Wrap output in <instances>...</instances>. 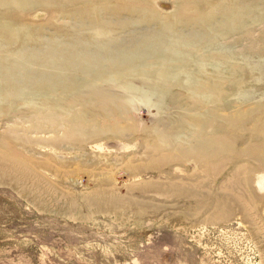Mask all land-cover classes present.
I'll return each instance as SVG.
<instances>
[{"label": "rangeland", "instance_id": "374dc122", "mask_svg": "<svg viewBox=\"0 0 264 264\" xmlns=\"http://www.w3.org/2000/svg\"><path fill=\"white\" fill-rule=\"evenodd\" d=\"M131 2L0 0V264H264V0ZM110 39L148 74L90 60Z\"/></svg>", "mask_w": 264, "mask_h": 264}, {"label": "bare ground", "instance_id": "6f19581e", "mask_svg": "<svg viewBox=\"0 0 264 264\" xmlns=\"http://www.w3.org/2000/svg\"><path fill=\"white\" fill-rule=\"evenodd\" d=\"M122 1V0H121ZM227 1V0H226ZM118 2V1H117ZM125 2V1H124ZM134 2V1H133ZM138 2V1H137ZM140 2V1H139ZM146 2V1H145ZM156 2V1H155ZM200 2V1H199ZM203 2V1H202ZM229 2V1H228ZM227 2V6H228V3ZM235 2V1H234ZM122 3V2H121ZM132 2H131V0H130V4H131ZM141 3V2H140ZM140 3H139V5H140ZM158 3V2H157ZM207 3V2H206ZM215 3V2H214ZM125 4V3H124ZM134 4V3H133ZM135 4H137V3H135ZM142 4V3H141ZM149 4V3H148ZM193 4V3H192ZM236 4H238V3H236ZM248 4V3H247ZM246 4V6H248ZM75 5V4H74ZM99 5V4H98ZM120 5V4H119ZM129 5V4H128ZM127 5V6H128ZM145 5V4H144ZM150 5H151V2H150ZM159 5V4H158ZM181 5H183V4H181ZM211 5V4H210ZM239 5V4H238ZM153 6H155L154 4H153ZM192 5L190 4V7H191ZM208 6V5H207ZM206 6V7H207ZM213 6H214V4H213ZM243 6V5H242ZM119 7H121V6H119ZM181 7V6H180ZM184 7H186V6H184ZM205 7V8H206ZM229 7V6H228ZM236 7V6H235ZM239 7V6H238ZM249 7V6H248ZM153 8V7H152ZM182 8H183V6H182ZM203 8V7H202ZM201 8V9H202ZM227 8V7H226ZM241 8V7H240ZM155 9V8H154ZM174 9H176V8H174ZM229 9V8H228ZM231 9V8H230ZM249 9V8H248ZM123 11V10H122ZM175 11H178V10H175ZM197 11V10H196ZM202 11V10H201ZM179 12H180V10H179ZM203 12H205V11H203ZM129 13V12H128ZM186 13V12H185ZM239 13V12H238ZM241 13H242V11H241ZM133 14V13H132ZM131 14V15H132ZM176 14H177V12H176ZM193 14V13H192ZM240 14V13H239ZM244 14V13H243ZM242 14V15H243ZM108 15V14H107ZM113 15V14H112ZM118 15V14H117ZM175 15V14H174ZM234 15V14H233ZM246 15V14H245ZM115 16V15H114ZM121 16V15H120ZM147 16V15H146ZM178 16V15H177ZM74 17V16H73ZM112 17V16H111ZM119 17V16H118ZM124 16H122V18H123ZM148 17V16H147ZM187 17V16H186ZM205 17V16H204ZM213 17V16H212ZM227 17V16H226ZM81 18H83V17H81ZM87 18H90V17H87ZM87 18H85V19H87ZM107 18V17H106ZM120 18V17H119ZM136 18V17H135ZM144 18V17H143ZM175 18V17H174ZM189 18V17H188ZM202 18H203V16H202ZM211 18V17H210ZM62 19V18H61ZM72 19V18H71ZM79 19V18H78ZM97 19H98V17H97ZM110 19V18H109ZM113 19V18H112ZM115 19V18H114ZM113 19V20H114ZM131 19V18H130ZM133 19V18H132ZM171 19V18H170ZM187 19V18H186ZM108 20V19H107ZM138 20H140V19H138ZM202 20V19H201ZM204 20V19H203ZM214 20V19H213ZM74 21V20H73ZM98 21V20H97ZM129 21V20H128ZM131 22H133L132 20H130ZM129 21V22H130ZM220 21H222V20H220ZM232 21V20H231ZM82 22V21H81ZM106 22V21H105ZM112 22V21H111ZM136 22V21H135ZM164 22V21H163ZM166 22H168L167 20H166ZM172 22V21H171ZM203 22H205V20L203 21ZM242 22V21H241ZM77 23H79L78 21H77ZM88 23V22H87ZM228 23V22H227ZM243 23V22H242ZM106 24H109V23H106ZM127 23H125V25H126ZM128 24H130V23H128ZM171 24V23H170ZM174 24V23H173ZM175 24H176V22H175ZM238 23H236L235 25H237ZM245 24V23H244ZM80 25V24H79ZM82 25V24H81ZM85 25V24H84ZM98 25V24H97ZM113 25V24H112ZM165 25V24H164ZM163 25V26H164ZM216 25V24H215ZM218 25V24H217ZM216 25V26H217ZM231 25V24H230ZM73 26V25H72ZM83 26V25H82ZM119 26V25H118ZM220 26H222L221 24H220ZM225 26V25H224ZM98 27V26H97ZM122 27H123V25H122ZM182 27V26H181ZM212 27V26H211ZM211 27H210V30H211ZM214 27V26H213ZM232 27V26H231ZM233 27H235V26H233ZM242 27V26H241ZM165 28V27H164ZM209 28V27H208ZM216 28V27H215ZM218 28V27H217ZM228 28V27H227ZM69 29V28H68ZM100 29V28H99ZM102 29V28H101ZM118 29V28H117ZM156 29V28H155ZM204 29H205V27H204ZM223 29V28H222ZM221 29V30H222ZM67 30V29H66ZM135 30V29H134ZM149 30V29H148ZM158 30V29H157ZM157 30L155 31V32H157ZM181 30H182V28H181ZM194 30V29H193ZM96 31V30H95ZM111 31V30H110ZM154 31V30H153ZM166 31H167V29H166ZM165 31V32H166ZM180 31V30H179ZM197 31V30H196ZM204 31V30H203ZM213 31L214 32H217L216 30H214V28H213ZM219 31H220V29H219ZM68 32V31H67ZM103 32V31H102ZM137 32H139V31H137ZM142 32V31H141ZM160 32V31H159ZM162 32V31H161ZM176 32H177V30H176ZM187 32V31H186ZM201 32H202V30H201ZM212 32V31H211ZM224 32V31H223ZM99 33V32H98ZM104 33H106V32H104ZM150 33V32H149ZM149 33H147L146 32V35L148 36V34ZM200 33V32H199ZM205 33V32H204ZM204 33H202V34H204ZM209 33V32H208ZM207 33V34H208ZM222 33V32H221ZM226 33H227V31H226ZM79 34V33H78ZM121 34H123V33H121ZM121 34H119V35H121ZM135 34V33H134ZM137 34H139V33H137ZM143 34V33H142ZM165 34V33H164ZM164 34L162 35V36H164ZM170 34H172V33H170ZM182 34V33H181ZM198 34V33H197ZM71 35V34H70ZM123 35H126V34H123ZM160 35V34H159ZM186 35V34H185ZM184 35V36H185ZM214 35V34H213ZM225 35V34H224ZM227 35V34H226ZM230 35V34H229ZM228 35V36H229ZM155 36V35H154ZM173 36V35H172ZM187 36V35H186ZM39 37V36H38ZM80 37V36H79ZM121 37V36H120ZM123 37V36H122ZM122 37H121V39H122ZM125 37V36H124ZM132 37V36H131ZM149 37V36H148ZM151 37V36H150ZM157 37H158V34H157ZM174 37V36H173ZM188 37V36H187ZM186 37V38H187ZM200 37V36H199ZM216 37V36H215ZM55 38V37H54ZM83 38V37H82ZM109 38V37H108ZM134 38V37H133ZM139 38V37H138ZM145 38V37H144ZM153 38V37H152ZM190 38H192V37H190ZM207 38V37H206ZM214 38V37H213ZM59 39V38H58ZM57 39V40H58ZM67 39V38H66ZM92 39V38H91ZM93 39H94V37H93ZM112 39H114V38H112ZM121 39H119V40H121ZM143 39V38H142ZM146 39H148V38H146ZM150 39V38H149ZM154 39V38H153ZM158 39H159V37H158ZM195 39V38H194ZM205 39V38H204ZM210 40H211V38H209ZM217 39V38H216ZM56 40V39H55ZM56 40V41H57ZM82 40V39H81ZM119 40H118V42H119ZM123 40H125V38L123 39ZM127 40V39H126ZM185 40V39H184ZM190 40H192V39H190ZM65 41V40H64ZM106 41V40H105ZM173 41V40H172ZM200 41V40H199ZM212 41V40H211ZM58 42V41H57ZM60 42V41H59ZM63 42V41H62ZM62 42H61V44H62ZM69 43L68 44H70L71 42L70 41H68ZM76 42V41H75ZM124 42V41H123ZM152 42V41H151ZM154 42V41H153ZM162 42V41H161ZM160 42V43H161ZM180 42V41H179ZM196 42V41H195ZM203 42V41H202ZM74 42H72V44H73ZM103 43V42H102ZM116 43V42H115ZM141 43H143V42H141ZM160 43H159V45H160ZM162 43H164V42H162ZM214 43H215V41H214ZM60 44V45H61ZM145 44L146 45H144V49H141V48H139L138 46H137V44H136V42L134 43H130L129 44V46L127 47V46H125V44H124V47H127L124 51H121V50H119V49H117L116 47H118V46H122L123 45V43H122V45H118V46H116L117 45V43L116 44H114V42L112 43V41H111V39L109 40V41H107V42H105V44L104 45H100V46H98V48L97 49H90V51H88V53L91 55V57H90V60H92L93 61V58L94 57H103V58H105L106 60H109V66H108V68L110 69V70H107V73L109 74V76H111V77H116V75H122V74H124V75H130V76H132V77H136V76H138V75H142V71H143V69H144V72H143V75H147L148 73V71H147V69L148 68H144V66L142 65V61H143V59L144 58H146L148 55L147 54H149V52H147L148 51V49H151L152 48V46L153 45H148L146 42H145ZM165 44H166V42H165ZM204 44V43H203ZM138 45H140L139 43H138ZM158 45V44H157ZM156 45V43H155V47L157 46ZM164 45V44H163ZM195 45H196V43H195ZM207 45V44H206ZM215 45V44H214ZM6 46V45H5ZM72 46V45H71ZM143 46V45H142ZM2 47V46H1ZM4 47V46H3ZM60 47V46H59ZM58 47V48H59ZM181 47V46H180ZM214 47V46H213ZM38 48V47H37ZM116 48V49H115ZM157 48V47H156ZM159 48V47H158ZM167 48V47H166ZM169 49H171V48H169ZM180 49V48H179ZM178 49V50H179ZM202 49V48H201ZM200 49V50H201ZM211 49V48H210ZM28 50V49H27ZM35 50V49H34ZM54 50H56V49H54ZM84 50V49H83ZM154 50V49H153ZM181 50V49H180ZM185 50V49H184ZM195 50H197V49H195ZM199 49H198V51H200ZM213 50V49H212ZM38 51H39V49H38ZM45 51V50H44ZM61 51V50H60ZM67 51V50H66ZM141 51H143V52H141ZM158 51V50H157ZM166 51H168V50H164V52H166ZM172 51V50H171ZM187 51V50H186ZM85 52V51H84ZM83 52V53H84ZM144 52H147V54L146 53H144ZM175 52V51H174ZM178 53H180L179 51H177ZM23 53H24V51H23ZM83 53H82V57H83ZM87 53V52H86ZM136 53H138V55L136 54ZM143 54V57H141V55ZM170 53H172V52H170ZM169 53V54H170ZM176 53V52H175ZM195 53V52H194ZM37 54V53H36ZM71 54H72V52H71ZM76 54V53H75ZM141 54V55H140ZM146 54V55H145ZM155 54V56L158 54V52H156V53H154ZM173 54V53H172ZM188 54V53H187ZM35 55V54H34ZM33 55V56H34ZM88 55V54H87ZM152 55V54H151ZM159 55V54H158ZM175 55V54H174ZM173 55V56H174ZM180 55V54H179ZM185 55V54H184ZM192 55V54H191ZM200 55V54H199ZM202 55V54H201ZM36 56V55H35ZM73 56V55H72ZM176 56H177V54H176ZM186 56V55H185ZM190 56V55H189ZM38 57V56H37ZM81 57V58H82ZM158 57V56H157ZM183 57V56H182ZM187 57V56H186ZM48 58V57H47ZM70 58V57H69ZM73 58V57H72ZM84 58H85V56H84ZM203 58V57H202ZM22 59H24V58H22ZM62 59V58H61ZM78 59V58H77ZM46 60V59H45ZM84 60V59H83ZM89 60V61H90ZM154 60V59H153ZM22 61V60H21ZM44 61V60H43ZM47 61V60H46ZM70 61V60H69ZM148 61H150V60H148ZM148 61H146V62H148ZM187 61V60H186ZM23 62V61H22ZM153 62V61H152ZM151 62V63H152ZM155 62V61H154ZM190 62H192L191 60H190ZM25 63V62H24ZM43 63H46V62H43ZM48 63V62H47ZM52 63V62H51ZM50 63V64H51ZM26 64V63H25ZM80 64V63H79ZM86 64H88L87 62H86ZM90 64V63H89ZM117 64H119V65H129V67H134V68H130V69H128V70H121V69H117L116 70V68L118 67L117 66ZM166 64V63H165ZM191 64V63H190ZM31 65V64H30ZM33 65V64H32ZM55 65V64H54ZM71 65H73V64H71ZM95 64L93 63V66H94ZM98 65V64H97ZM163 65V64H162ZM188 65V64H187ZM25 66V65H24ZM61 66V65H60ZM32 67H35V66H32ZM48 67V66H47ZM75 67V66H74ZM73 67V69H75ZM81 67V66H80ZM96 67H98V66H96ZM152 67V66H151ZM191 67V66H190ZM189 67V68H190ZM38 68H40V67H38ZM71 68V67H70ZM84 68V67H83ZM86 68V67H85ZM107 68V69H108ZM165 68L166 67H162L161 68V70H165ZM178 69H180V68H178ZM177 69V70H178ZM36 70V69H35ZM34 70V71H35ZM50 70H52V69H50ZM97 70V69H96ZM99 70V69H98ZM170 70V69H169ZM172 70V69H171ZM176 70V69H175ZM3 71V70H2ZM10 71V70H9ZM30 71V70H29ZM83 71V70H82ZM99 71H101V70H99ZM174 71V70H173ZM193 71H194V69H193ZM31 72V71H30ZM97 72V71H96ZM161 72V74L160 75H162V77H160L161 79H158L159 80V82H158V85L160 86V87H162V85H163V82L165 81V77L166 76H164V74H165V72H166V70L165 71H160ZM175 72V71H174ZM180 72V71H179ZM33 73V72H32ZM68 73V72H67ZM99 73V72H98ZM169 73V72H168ZM19 74V73H18ZM29 74V73H28ZM39 74V73H38ZM175 74V73H174ZM52 75V74H51ZM105 75V74H104ZM159 75V74H158ZM157 75V76H158ZM171 74L169 73V76H170ZM176 75V74H175ZM178 75V74H177ZM176 75V76H177ZM196 75V74H195ZM37 76V75H36ZM54 76V75H53ZM167 76H168V74H167ZM179 76V75H178ZM159 77V76H158ZM175 77V76H174ZM173 77V75H172V78H174ZM208 77V76H207ZM120 78H122V77H120ZM170 78V77H169ZM187 78V77H186ZM24 79H25V77H24ZM191 79V78H190ZM32 80V79H31ZM176 80V79H175ZM187 80H188V78H187ZM5 82V81H4ZM179 82V81H178ZM181 82V81H180ZM187 82V81H186ZM18 83H19V81H18ZM22 83V82H21ZM99 83V82H98ZM173 83V82H172ZM1 84H2V82H1ZM27 84V83H26ZM137 84V83H136ZM166 84H168V83H166ZM184 84V83H183ZM140 85V84H139ZM175 85V84H174ZM177 85V84H176ZM181 85V84H180ZM206 85V84H205ZM93 86H97V85H93ZM182 86V85H181ZM208 86V85H207ZM220 86V85H219ZM218 86V87H219ZM222 86V85H221ZM109 86H107L106 87V89L108 88ZM92 88V87H91ZM103 88V87H102ZM175 88H176V86H175ZM220 88V87H219ZM12 89V88H11ZM93 89V88H92ZM105 89V90H106ZM155 90H160V89H158L156 86H155V88H154ZM170 89V88H169ZM183 89V88H182ZM188 89V88H187ZM111 90V89H110ZM109 90V91H110ZM162 90H163V88H162ZM176 90V89H175ZM11 91V90H10ZM92 91V90H91ZM91 91H90V95L92 96V97H95V98H98V99H101V101H103V103L104 104H106V101L108 100V99H106V98H102L101 97V95H100V91L99 90H95V91H92V93H91ZM112 91H114V90H112ZM164 91V90H163ZM162 91V92H163ZM15 92V91H14ZM104 92V91H103ZM183 92V91H182ZM17 93H18V91H17ZM87 93H89V92H87ZM127 93V92H126ZM161 93V92H160ZM105 94H106V92H105ZM130 94V93H129ZM107 95V94H106ZM106 95H104V97L106 96ZM131 95V94H130ZM163 95V94H162ZM168 95V94H167ZM39 96V95H38ZM103 96V95H102ZM181 97H182V95H181ZM185 97V96H184ZM215 98V97H214ZM92 99V98H91ZM128 99H130L129 97H128ZM127 100V99H126ZM131 100V99H130ZM135 100H138V99H136V97H135ZM174 100V99H173ZM186 100V99H185ZM120 101V100H119ZM124 101V100H123ZM132 101V100H131ZM133 102H135V101H133ZM194 102V101H193ZM197 102H199V101H197ZM92 103H94L93 101H92ZM101 103V102H100ZM127 103V102H126ZM139 103V102H138ZM171 103H172V101H171ZM195 103V102H194ZM214 103V102H213ZM96 104V103H95ZM120 104H122V105H125L124 103H120ZM143 104V103H142ZM127 105H129V104H127ZM130 106V105H129ZM172 106H173V104H172ZM188 106H191V105H188ZM195 106H196V103H195ZM94 108H97V107H95V106H93ZM118 107V106H117ZM125 107H126V105H125ZM128 107V106H127ZM192 107V106H191ZM113 108H115V109H117L118 110V108H116V107H113ZM122 107H119V109H121ZM151 108H153V107H151ZM123 109V108H122ZM125 109V108H124ZM167 109V108H166ZM129 111H131L130 109H128ZM121 112V111H120ZM168 112V111H167ZM210 112V111H209ZM128 114V113H127ZM164 114H165V112H164ZM211 114V113H210ZM130 115V114H129ZM213 115V114H212ZM120 116V115H119ZM118 118H121L120 120H122L123 119V116L122 117H117V119ZM116 119V120H117ZM124 121V120H123ZM126 121V120H125ZM157 121V120H156ZM153 122V121H152ZM115 123V122H114ZM121 123H122V121H121ZM117 124H118V121H117ZM130 124V123H129ZM152 124V123H151ZM137 126V125H136ZM162 127V126H161ZM135 128V127H134ZM187 128V127H186ZM138 129V128H137ZM142 129V128H141ZM140 129V130H141ZM155 129V133L157 134V135H160V132L156 129V128H154ZM206 131V130H205ZM204 135V134H203ZM202 135V136H203ZM211 135V134H210ZM167 136V135H166ZM154 137V136H153ZM203 138H206V137H203ZM211 139V138H210ZM206 140V139H205ZM214 140V139H213ZM161 141V140H160ZM202 141H204V140H202ZM196 142V141H195ZM199 142V141H198ZM203 143V142H202ZM211 143V142H210ZM216 143V142H215ZM196 144V143H195ZM213 144V143H212ZM168 148H172V143H171V141L169 142L168 141ZM178 148V147H177ZM205 148H207V147H205ZM211 149V148H210ZM159 151H160V149H158ZM157 150V151H158ZM175 150V149H174ZM184 150V149H183ZM215 150V149H214ZM177 151V150H176ZM182 151V150H181ZM220 151V150H219ZM175 152V151H174ZM187 152V151H186ZM161 153V152H160ZM176 153V152H175ZM83 155V154H82ZM184 155V154H183ZM182 155V153H181V155H177V156H175L171 161H168L167 162V164H169V163H172V162H176V165H173V166H171V167H169L168 168V179H169V181H170V184H169V186H170V189L171 190H180V188H181V184L183 183V180H184V178L187 176V175H185V177L184 176H182V178H183V180H177L176 178H178V173H181L182 171H183V169H186L187 167V163H191V161H187L188 159L185 157V156H183ZM194 163V162H193ZM203 163V162H202ZM175 167H177V168H175ZM183 168V169H182ZM202 168V167H201ZM205 168V167H204ZM187 170V169H186ZM193 170V169H192ZM206 172V171H205ZM213 174V173H212ZM41 181V180H40ZM166 181H168V180H166ZM168 181V182H169ZM156 183V182H155ZM46 184V183H45ZM158 184V183H157ZM165 184V183H164ZM42 185V184H41ZM44 185V184H43ZM159 185V184H158ZM194 186V185H193ZM192 186V187H193ZM102 187H104V186H102ZM162 187H163V185H162ZM198 187L199 188H201V185H198V186H194L193 187V190H191L192 191V193H190L191 191H188L187 193H185V194H191V198L194 200H198V201H200L196 196H199V194H197L196 193V189H198ZM46 188H47V186H46ZM54 186L51 188V187H48V189H45L44 191H42V192H40V193H38V198L40 199V202H41V204H43V205H45V206H50L51 208L53 207V204H52V201H51V196L53 195V192H54ZM98 188V187H97ZM154 188V187H153ZM170 191V190H169ZM180 192V191H179ZM110 194V193H109ZM102 198V197H101ZM102 199H104V198H102ZM205 199V198H204ZM118 201V200H117ZM202 201V200H201ZM120 202V201H119ZM106 203V202H105ZM104 203V204H105ZM109 204H107V206L108 205H111V209H114V211H117V209L118 208H120L119 207V205H118V203H116V201H111V202H108ZM111 203V204H110ZM79 205V204H78ZM97 205V204H96ZM134 205V204H133ZM103 206H105V205H103ZM124 206H126L124 203H123V205H122V207H124ZM129 206V205H128ZM140 206V205H139ZM100 207V206H99ZM107 208V207H106ZM70 209V208H69ZM125 210V209H124ZM123 210V211H124ZM71 211V210H70ZM110 211V210H109ZM121 211V210H120ZM128 211V210H127ZM125 212V211H124ZM121 214V213H120ZM125 214V213H124Z\"/></svg>", "mask_w": 264, "mask_h": 264}]
</instances>
